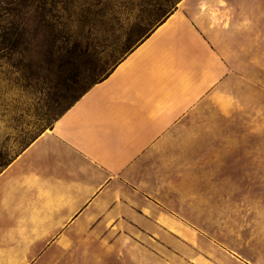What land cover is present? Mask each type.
Returning <instances> with one entry per match:
<instances>
[{
	"label": "crops",
	"instance_id": "1",
	"mask_svg": "<svg viewBox=\"0 0 264 264\" xmlns=\"http://www.w3.org/2000/svg\"><path fill=\"white\" fill-rule=\"evenodd\" d=\"M251 63L264 0H181L0 170V264H264L199 226L227 168L215 98Z\"/></svg>",
	"mask_w": 264,
	"mask_h": 264
},
{
	"label": "rangeland",
	"instance_id": "2",
	"mask_svg": "<svg viewBox=\"0 0 264 264\" xmlns=\"http://www.w3.org/2000/svg\"><path fill=\"white\" fill-rule=\"evenodd\" d=\"M149 1L156 0H0V35L16 33L12 40L0 37V170L175 9ZM99 10L109 14L95 31L92 54H67L64 32ZM259 66L258 82L247 64L249 79L233 81L229 97L215 98L214 146L224 147L227 168L214 176V208L199 209L215 220L199 226L249 258L264 254V63Z\"/></svg>",
	"mask_w": 264,
	"mask_h": 264
},
{
	"label": "trees",
	"instance_id": "3",
	"mask_svg": "<svg viewBox=\"0 0 264 264\" xmlns=\"http://www.w3.org/2000/svg\"><path fill=\"white\" fill-rule=\"evenodd\" d=\"M180 1L181 0H156L155 3L149 1L148 4H149V6H153V7H156L157 9H159V10H162L163 8L165 9V7L169 6V5H171L173 8H176L177 4ZM170 13L171 12H169V14ZM108 14L109 13L106 10L105 11L104 10H99V11H95V12L91 11V12L85 14V15H81V16L77 17L71 24V25H74V28H72L71 25H70V27H68V29L64 32L65 35L63 36V38H64L65 43H66L65 48H67V52H68L67 54H69V55L77 54L79 56L91 55L92 54L91 53V46H92V42L95 39V37H94V34L96 33L95 31L100 25L105 23L104 20L107 18ZM169 14H167V16ZM164 20H162L161 22H163ZM159 24H157L156 26H158ZM15 36H16V33L14 31L6 32L4 35H0V37H3L5 40H12ZM143 40H141V41H143ZM129 52H127V53H129ZM60 57H62V56H60ZM120 60L115 62L108 69L104 70L103 71L104 75H100L99 74L93 80V83L90 86V88L94 84H96L97 82H99L102 79H104L114 69V67L116 66V64ZM76 74L74 73L73 75H76ZM73 80H74V82H76L77 78H74ZM90 88H88L85 92H87ZM35 138H33V139H35ZM11 161H9L6 164H4L3 168L5 166H7Z\"/></svg>",
	"mask_w": 264,
	"mask_h": 264
}]
</instances>
